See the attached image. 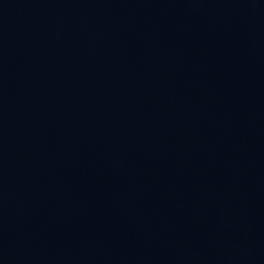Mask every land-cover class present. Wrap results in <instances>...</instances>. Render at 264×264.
I'll return each mask as SVG.
<instances>
[{
	"label": "water",
	"instance_id": "obj_1",
	"mask_svg": "<svg viewBox=\"0 0 264 264\" xmlns=\"http://www.w3.org/2000/svg\"><path fill=\"white\" fill-rule=\"evenodd\" d=\"M0 264H264V0H0Z\"/></svg>",
	"mask_w": 264,
	"mask_h": 264
}]
</instances>
